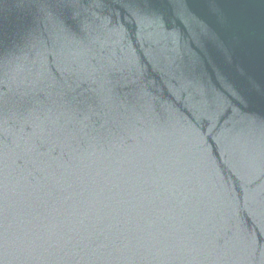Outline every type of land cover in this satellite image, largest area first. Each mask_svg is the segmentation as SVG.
<instances>
[{"label": "water", "instance_id": "95a60500", "mask_svg": "<svg viewBox=\"0 0 264 264\" xmlns=\"http://www.w3.org/2000/svg\"><path fill=\"white\" fill-rule=\"evenodd\" d=\"M0 264H264V0H0Z\"/></svg>", "mask_w": 264, "mask_h": 264}, {"label": "snow or ice", "instance_id": "6c2138e0", "mask_svg": "<svg viewBox=\"0 0 264 264\" xmlns=\"http://www.w3.org/2000/svg\"><path fill=\"white\" fill-rule=\"evenodd\" d=\"M0 215H2V207H0ZM3 239L2 233H0V240Z\"/></svg>", "mask_w": 264, "mask_h": 264}]
</instances>
